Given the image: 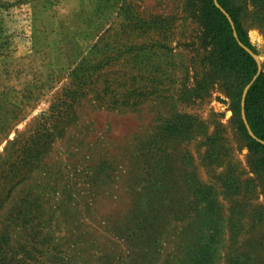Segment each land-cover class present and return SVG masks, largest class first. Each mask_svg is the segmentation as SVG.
<instances>
[{
	"label": "rangeland",
	"instance_id": "obj_1",
	"mask_svg": "<svg viewBox=\"0 0 264 264\" xmlns=\"http://www.w3.org/2000/svg\"><path fill=\"white\" fill-rule=\"evenodd\" d=\"M232 3L264 70V2ZM202 7L0 0V264H264V167Z\"/></svg>",
	"mask_w": 264,
	"mask_h": 264
},
{
	"label": "trees",
	"instance_id": "obj_2",
	"mask_svg": "<svg viewBox=\"0 0 264 264\" xmlns=\"http://www.w3.org/2000/svg\"><path fill=\"white\" fill-rule=\"evenodd\" d=\"M202 1V13L207 26L206 39L214 47L212 59L224 73L232 107L239 116L240 130L255 156L254 166L264 167V70L258 73L259 63L252 53V51L257 52V48L239 19L232 0ZM218 4L227 11L233 22ZM243 112L256 137L250 133L243 119ZM194 121L193 116L182 114L169 123L167 128L170 133L183 140L189 136Z\"/></svg>",
	"mask_w": 264,
	"mask_h": 264
},
{
	"label": "water",
	"instance_id": "obj_3",
	"mask_svg": "<svg viewBox=\"0 0 264 264\" xmlns=\"http://www.w3.org/2000/svg\"><path fill=\"white\" fill-rule=\"evenodd\" d=\"M219 5V4H218ZM220 6V5H219ZM221 7V6H220ZM221 9L225 12V13H227V11L225 10V9H223L222 7H221ZM227 15H228V17L231 19V16L227 13ZM231 21H232V19H231ZM250 50V49H249ZM251 51V50H250ZM253 53V52H252ZM261 66L259 65V72L258 73H260L261 72ZM248 88V87H247ZM247 88L245 89V91H244V95H243V105H244V99H245V96H246V92H247ZM244 119H245V122H246V124L248 125V121H247V119H246V116H245V114H244ZM248 127H249V125H248ZM249 130H250V133L254 136V137H256L255 135H254V133L252 132V130L250 129V127H249Z\"/></svg>",
	"mask_w": 264,
	"mask_h": 264
}]
</instances>
